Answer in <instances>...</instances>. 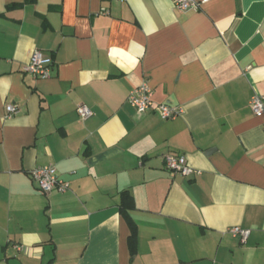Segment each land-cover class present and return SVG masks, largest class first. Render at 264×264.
Returning <instances> with one entry per match:
<instances>
[{"label": "crops", "instance_id": "0c3cea01", "mask_svg": "<svg viewBox=\"0 0 264 264\" xmlns=\"http://www.w3.org/2000/svg\"><path fill=\"white\" fill-rule=\"evenodd\" d=\"M35 51L50 79L23 72ZM145 82L155 108L138 113ZM256 95L264 0H0V264H264ZM161 104L182 113L164 121ZM49 165L66 192L31 178Z\"/></svg>", "mask_w": 264, "mask_h": 264}, {"label": "built area", "instance_id": "2783aa9c", "mask_svg": "<svg viewBox=\"0 0 264 264\" xmlns=\"http://www.w3.org/2000/svg\"><path fill=\"white\" fill-rule=\"evenodd\" d=\"M209 0H173L175 6L182 11L198 10L200 5ZM52 59L46 58L41 51H35L28 65L23 69L25 74H29L38 79L51 78ZM129 104L138 112L146 113L155 108L153 101V90L148 83H143L130 93ZM161 118L164 121L177 118L182 110L178 107H172L168 104H161L157 107ZM250 109L257 117H264V97L256 95L250 102ZM9 116L16 115L18 109L16 106L9 105L6 108ZM77 113L82 120H87L93 116V112L86 106H80ZM165 164L168 171L173 174L182 175L185 177L192 176L195 171L192 169L185 157L177 155H168L165 158ZM31 178L37 184L39 190L48 195L54 191L64 193L69 189V185L61 181L58 177L55 166L49 165L36 168L31 172ZM234 236H240L242 242H246L250 232L240 228H232L230 230Z\"/></svg>", "mask_w": 264, "mask_h": 264}, {"label": "trees", "instance_id": "16d2710c", "mask_svg": "<svg viewBox=\"0 0 264 264\" xmlns=\"http://www.w3.org/2000/svg\"><path fill=\"white\" fill-rule=\"evenodd\" d=\"M127 202H130L131 206H132V198L130 197V195L128 193H124L123 194V199H122V213L123 215L127 218ZM131 225V224H130ZM133 238H131V247L133 249Z\"/></svg>", "mask_w": 264, "mask_h": 264}]
</instances>
